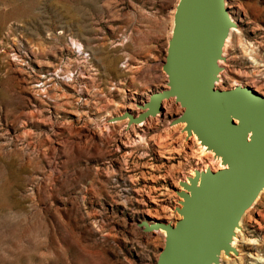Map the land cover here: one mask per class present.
Masks as SVG:
<instances>
[{"label": "rangeland", "instance_id": "374dc122", "mask_svg": "<svg viewBox=\"0 0 264 264\" xmlns=\"http://www.w3.org/2000/svg\"><path fill=\"white\" fill-rule=\"evenodd\" d=\"M177 2L0 0V264L158 263L191 173L226 157L202 131L198 157L181 100L138 112L170 89ZM226 3L214 88L264 93V0ZM251 210L214 264H264V193Z\"/></svg>", "mask_w": 264, "mask_h": 264}, {"label": "water", "instance_id": "95a60500", "mask_svg": "<svg viewBox=\"0 0 264 264\" xmlns=\"http://www.w3.org/2000/svg\"><path fill=\"white\" fill-rule=\"evenodd\" d=\"M218 11L219 0H178L163 62L170 89L151 95L149 112L161 108L162 97L175 94L192 120L187 129L200 124V132L224 147L230 164L191 179L182 217L166 226L169 237L157 264H205L224 244L220 238L245 197L264 181V95L250 86L213 85L208 42L226 20Z\"/></svg>", "mask_w": 264, "mask_h": 264}, {"label": "bare ground", "instance_id": "6f19581e", "mask_svg": "<svg viewBox=\"0 0 264 264\" xmlns=\"http://www.w3.org/2000/svg\"><path fill=\"white\" fill-rule=\"evenodd\" d=\"M178 1V0H177ZM224 7H230V4H227L226 3V0H219V11H218V17H221V18H223L224 19V17H226L227 19H229V16H228V14H225L224 15V10H225V8ZM226 25V24H225ZM173 27H174V22L172 21V25H171V33H172V30H173ZM225 27V26H224ZM224 27H222L221 26V28H223L222 30L225 32V34H227V35H229L232 31L234 32L235 31V29L234 28H232V26H230L229 24L228 25H226V27L224 28ZM222 31V32H223ZM222 34V33H221ZM222 35H220V37H221ZM219 38V37H218ZM227 38V37H226ZM229 38V37H228ZM226 40V39H225ZM221 41V40H220ZM224 41V40H223ZM226 44V43H225ZM224 47V46H223ZM226 49V48H225ZM223 52V51H222ZM221 52V53H222ZM224 53H226V52H224ZM219 54V53H218ZM223 55V54H222ZM223 58V57H222ZM219 61V60H218ZM222 62H224V61H222ZM218 63V62H217ZM219 64H221L220 62H219ZM224 64H225V62H224ZM226 65V64H225ZM223 68H225V67H223ZM223 68H221L220 70L218 69V70H216V69H214L213 71H212V74H213V76H218L219 74H222V73H224L223 72ZM237 74H238V72H237ZM224 75V74H223ZM240 76H242V75H240ZM220 78V77H219ZM232 80H234V81H237V79L235 78V79H232ZM219 80H216V79H214L213 78V82H214V84L216 85V86H218L219 85V82H218ZM168 88V87H167ZM263 88V87H262ZM259 89V88H258ZM257 88H256V90L258 91V92H261L263 95H264V93L262 92V91H260V89L258 90ZM264 91V90H263ZM171 99H174V100H177V101H180V99L175 95V94H168V95H166V96H164V97H162L161 99H160V103H161V100H162V105H163V107L165 108V101H169V100H171ZM151 109V106H150V103H148V104H146V105H143V106H141V107H139V109H138V112L139 113H141V112H145L146 114H148V112H149V110ZM161 109V108H160ZM166 109V108H165ZM234 120H235V122H239V120H238V118H236V117H234L233 118ZM184 120H187L188 122H189V124L188 125H190L191 124V122H192V120H190V119H184ZM136 125V126H138V127H141V125L143 124V122H141V121H137L136 123H133V125ZM182 125H186L185 124V122H183L182 123ZM245 126V128H246V130H248V128H247V126L246 125H244ZM133 127V126H132ZM191 127H193V129H194V131L195 132H193V136L191 137L193 140H195V141H197V143H200L199 145H200V149L198 148V157H200V156H204L206 153L204 152L205 151V149H206V144L207 143H205L204 142V139H203V137L200 135V129H201V125L200 124H194V125H192ZM249 132V131H248ZM197 133V134H196ZM250 133V132H249ZM203 140V141H202ZM208 141V140H207ZM209 143V142H208ZM217 147H218V149H219V152L221 153V154H223V156L225 157L226 155H227V152H226V150L224 149V147L219 143V141L218 140H215L214 142H213ZM217 150V149H216ZM213 153V152H212ZM209 158V157H208ZM199 159V158H198ZM225 162L223 163V162H221L220 161V163H219V168H225V167H227V166H229V164H230V162H229V160H224ZM209 163L211 164L212 163V161L210 162V160H209ZM208 163V164H209ZM208 164H206V163H204L203 164V166H204V169H202L200 172H207L208 171V169L210 168L209 166H208ZM214 167V166H213ZM199 172V173H200ZM191 175L193 176H196V174L194 173V172H192L191 173ZM199 176H200V174H199ZM198 176V177H199ZM194 178V177H193ZM193 178H191V179H193ZM191 179H190V181H191ZM189 179H187V181H188ZM189 182V181H188ZM190 183V182H189ZM191 184V183H190ZM185 187L186 188H184V189H186L187 190V192L190 194L191 193V189H190V187H189V185H185ZM181 188H183V186H181ZM262 193H264V181L260 184V185H258L256 188H254L253 190H251L250 191V193L245 197V199H244V203L242 204V206L241 207H239V210H238V212H236V214L237 213H239V216L237 217V219H238V223L239 224H241V220H243V218L249 213V212H251L252 210V208H253V206H255V204H256V202H257V200L259 199V197H260V195L262 194ZM147 195L148 196H150L149 195V193H147ZM184 199V198H183ZM241 210V211H240ZM236 214H235V216H234V218L236 217ZM250 215V214H249ZM233 222H230V223H228L227 224V227L230 225V224H232ZM167 225H172V226H175V222H172V221H169L167 224H166V226ZM238 225V224H237ZM237 225L235 224V223H233V227L235 228V231H238L239 230V228L237 227ZM166 226L164 227V229L163 228H159L158 229V232H161L164 236H167V238L169 237V234H168V232H167V229H166ZM233 228V229H234ZM226 233H228V231H227V229H225L224 230V234H226ZM230 233V232H229ZM232 234H234V233H231V237H232ZM233 237H235V234L233 235ZM220 240H221V242L222 243H224V240H225V237H221L220 238ZM233 240V239H232ZM233 242V241H232ZM223 248H222V245H218V246H216L215 248H214V251L212 252V257L211 258H209L207 261H206V263L205 264H214V259H213V256H215L218 252L221 254V253H223ZM217 251V252H216ZM224 254H226L225 252H224ZM220 258V257H219ZM216 262V261H215ZM217 263V262H216Z\"/></svg>", "mask_w": 264, "mask_h": 264}, {"label": "built area", "instance_id": "2783aa9c", "mask_svg": "<svg viewBox=\"0 0 264 264\" xmlns=\"http://www.w3.org/2000/svg\"><path fill=\"white\" fill-rule=\"evenodd\" d=\"M210 166H211V168H209L211 171H216V170H218V169H221V168H219V166L218 167H213V165L212 164H210ZM223 168V167H222Z\"/></svg>", "mask_w": 264, "mask_h": 264}]
</instances>
